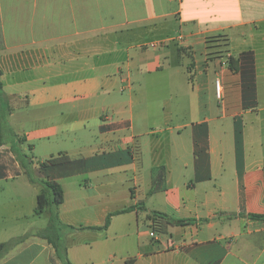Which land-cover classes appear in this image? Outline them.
<instances>
[{
  "label": "crops",
  "instance_id": "obj_1",
  "mask_svg": "<svg viewBox=\"0 0 264 264\" xmlns=\"http://www.w3.org/2000/svg\"><path fill=\"white\" fill-rule=\"evenodd\" d=\"M0 82V264H61L22 163L73 234L130 247L146 215L119 264H264V0H0Z\"/></svg>",
  "mask_w": 264,
  "mask_h": 264
},
{
  "label": "trees",
  "instance_id": "obj_2",
  "mask_svg": "<svg viewBox=\"0 0 264 264\" xmlns=\"http://www.w3.org/2000/svg\"><path fill=\"white\" fill-rule=\"evenodd\" d=\"M230 65L232 67H235V63L233 60L230 59ZM237 69V68H235ZM0 91L2 93V83L0 82ZM2 144V141L0 140V145ZM67 160L66 158H56L51 159L44 164H42V167H48L50 165H58L60 163H65L64 161ZM23 168L26 171V174L28 175L29 179L32 183L37 184L41 187L40 194L38 196V205L36 208V215H42L44 212H49V225L47 228H45L42 232H39L36 236L46 240L48 244L54 249L57 259L60 261L61 264H72V262L69 260L68 257V249L66 247H63L61 245V238H62V232L64 230H69L71 233L86 229L84 227H73L65 225L61 222L59 217V208L65 201L64 191L63 188L57 184L56 182H51L49 180H43L38 179L35 177L34 174H32L29 170H27L26 164L22 163ZM155 177H154V184L153 188L150 191V194H153L156 192L160 187L161 184V177L163 174H165V167H161L159 169L154 170ZM135 207H130L127 210H124L122 212H116L108 215L106 222L104 226L102 227H89L88 229L95 230V231H106L111 225V219L114 216L127 213L130 211H133ZM154 217L161 216L166 219L168 225L172 226H185L188 224H191L195 222L193 219H183V220H175L173 218H170L168 216H163L161 214L152 213ZM252 219H264V216L261 215H251ZM207 222V220H204ZM17 244L15 242L8 243V244H0V256L10 249L11 247L16 246Z\"/></svg>",
  "mask_w": 264,
  "mask_h": 264
},
{
  "label": "rangeland",
  "instance_id": "obj_3",
  "mask_svg": "<svg viewBox=\"0 0 264 264\" xmlns=\"http://www.w3.org/2000/svg\"><path fill=\"white\" fill-rule=\"evenodd\" d=\"M28 156L32 158L30 152ZM49 160H46L47 162ZM66 183L69 181H65ZM68 190V195H72V198L82 197L81 187L85 188V182L82 178L71 179L70 185L66 186ZM153 205H150L152 207ZM149 215L152 216V212H149ZM50 213L46 212L40 218L35 219L36 225L38 227L47 228L49 225ZM148 219L145 216H140L139 225L135 226L132 230V236L129 239H126L130 243V247L122 246L117 240L111 238V235L107 237L105 233H90V234H73L69 230H64L62 232L61 245L66 247L70 251L72 264H103L102 261H109L111 264L117 263L119 259L127 255V251L137 249V242L142 244L151 243L152 239L149 236L150 231H155L150 225H148ZM74 227V226H73ZM79 228V227H77ZM70 236L66 238L68 235ZM96 234L95 240H90V235ZM157 235L161 236L158 232ZM91 241V242H90ZM94 241V242H93ZM106 246L108 249L106 255L99 259V257H90V254L93 252H98L100 249H103Z\"/></svg>",
  "mask_w": 264,
  "mask_h": 264
},
{
  "label": "built area",
  "instance_id": "obj_4",
  "mask_svg": "<svg viewBox=\"0 0 264 264\" xmlns=\"http://www.w3.org/2000/svg\"><path fill=\"white\" fill-rule=\"evenodd\" d=\"M154 46H156V45H153V47ZM216 87H217V95L221 99L222 88H221V82H220V80H217ZM150 237L157 238V233L155 231H151L150 232ZM170 245H171L170 247H175L174 242H171Z\"/></svg>",
  "mask_w": 264,
  "mask_h": 264
}]
</instances>
